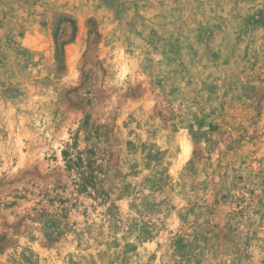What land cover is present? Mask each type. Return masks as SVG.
Returning a JSON list of instances; mask_svg holds the SVG:
<instances>
[{
    "label": "rangeland",
    "instance_id": "374dc122",
    "mask_svg": "<svg viewBox=\"0 0 264 264\" xmlns=\"http://www.w3.org/2000/svg\"><path fill=\"white\" fill-rule=\"evenodd\" d=\"M0 264H264V0H0Z\"/></svg>",
    "mask_w": 264,
    "mask_h": 264
}]
</instances>
